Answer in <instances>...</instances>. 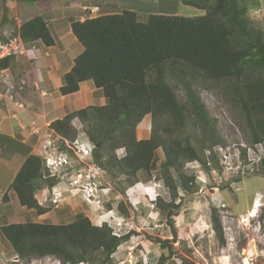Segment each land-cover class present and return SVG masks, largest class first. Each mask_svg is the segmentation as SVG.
Masks as SVG:
<instances>
[{
    "label": "trees",
    "instance_id": "obj_1",
    "mask_svg": "<svg viewBox=\"0 0 264 264\" xmlns=\"http://www.w3.org/2000/svg\"><path fill=\"white\" fill-rule=\"evenodd\" d=\"M182 2L206 12L193 17L150 14L146 21H141L136 11L125 9L73 20L72 32L84 49L64 74L59 91L61 95L71 94L80 89L81 82L93 80L107 102L77 109L50 124L63 139L73 140L77 132L72 120L80 119L94 143L96 163L115 177H125L129 186L140 181L139 172L148 178L153 176L158 166L156 152L162 148L165 157L156 178L164 181L171 198L165 201L159 195L152 201L166 215L172 240L178 238L174 219L180 209V202L176 203L178 189L194 192L196 178L185 173V163L199 160L206 166L201 152L206 144L211 149L219 145V139L214 119L200 96L190 85L188 104L181 103L166 78L167 71L214 81L240 111L251 141L264 142V28L252 23L251 8L243 0ZM17 34L25 42L40 40L46 46L55 45L42 16L23 22ZM12 59L14 56L2 58L0 69L10 66ZM148 114L153 118H170L166 135L155 129L149 138H137V126ZM188 124L200 131L201 149L192 143L190 135L184 136ZM106 148L111 153L104 159L102 150ZM118 149H124L122 157L116 154ZM14 155L23 157L10 185L20 205L33 209L37 215L49 212L50 208L38 201L36 193L52 189L58 177L46 174L44 158L33 153L29 144L0 132V157ZM138 190L145 191L144 185ZM6 198L5 194L3 199ZM119 208L124 210L122 203ZM212 223L220 243L226 245L215 207ZM0 234L17 256L12 264L46 256H55L64 264H110L118 247L130 237L114 235L107 224L94 225L83 213L76 214L69 223H8L0 226ZM171 242L161 240L170 254ZM163 260L162 257L160 264H166ZM187 260L184 258L183 262Z\"/></svg>",
    "mask_w": 264,
    "mask_h": 264
},
{
    "label": "rangeland",
    "instance_id": "obj_2",
    "mask_svg": "<svg viewBox=\"0 0 264 264\" xmlns=\"http://www.w3.org/2000/svg\"><path fill=\"white\" fill-rule=\"evenodd\" d=\"M35 1L30 0V5L32 6ZM104 1L87 0L85 3L88 6L91 4L102 5ZM243 1L251 8L249 18L252 23L264 28V0ZM109 2L111 3V9L116 12L125 9L136 11L141 21H146L150 14H177L193 17L203 15L206 12L193 5L186 4L182 0H110ZM72 37H74L77 45L82 48L83 45L75 38L74 34H72ZM166 78L181 103L188 104V86L190 85L192 90L200 96L209 114L214 119L219 145L236 146L252 143L251 133L240 111L217 87L214 81L198 75H178V73L169 70ZM2 79L0 77V90L6 94L8 85ZM15 81L17 80L15 79ZM8 94L11 95L10 92ZM34 95L38 96L36 92H34ZM94 102L98 105L99 99L95 98ZM68 107L75 108V105H69L68 103ZM75 119L73 120L75 121ZM0 124L1 131L8 129L7 131L12 132L17 129L14 118L4 120L0 117ZM72 125L77 135L73 140L67 139L71 146V149H68L70 151L68 154L70 164L64 170L63 168L57 169L60 176L57 178L58 183L52 189L38 190L36 193L38 201L43 206L49 207L50 211L42 215H36V212H28L29 209L21 206L18 199L15 198L11 203L0 208V214H5V217L1 219L2 221L12 216L13 219H9L13 220L12 223L48 222L59 224L72 222L75 220L76 214L83 213L90 218L94 225L107 224L111 227L110 225L115 226L113 216H125V224L133 230L130 237L118 247L110 264H160L162 257L166 264H245L247 257H249L250 264H264V165L260 166L256 175L246 176L240 181L237 180L236 183H226L222 177L218 178L213 175L207 164L205 166L201 161L186 162L184 166L185 173L195 175L196 178L193 185L194 192L187 193L181 188L178 189L176 203L180 202V209L178 210L179 214L174 217L178 238L172 240V231L168 225L166 215L155 202H151L153 195L156 196V194H160L165 201H169L171 198L170 191L164 181L156 178L157 169L160 168V164L165 157L164 150L159 148L156 152L158 166L153 171V176L148 178L145 173L139 172L140 181L129 186L125 177H115L99 166L95 161L93 152L84 160L86 162H80L75 158L76 156L73 157L74 150L72 149L78 150L74 142L82 134L80 127L82 126V129H85V124L81 121V125H78V123L74 124L72 121ZM170 126V118L166 116L153 118L151 114H148L137 126L136 136L138 139L149 138L155 129L166 135L168 133L167 127ZM43 133L47 136L53 134L49 128ZM187 135H190L192 143L201 149L203 143L200 131L194 130L191 124H188L186 130H184V136ZM56 146L64 148L62 140H57ZM91 146H94V143ZM65 147L68 148L66 144ZM208 149H211V147L206 144V149L203 153L201 152V156L206 161ZM118 150L116 154L122 157L125 152L123 151L120 154ZM33 152L44 158L46 174L49 175L51 170L48 169L49 167L46 164L45 156L47 154L43 146L33 149ZM49 152L56 159L60 156L58 152H52L51 149L48 150ZM102 152L104 159H107L111 153L110 149L107 148L103 149ZM17 158L16 162L11 164V169L3 178L2 183H0V191L7 187L12 171L14 172L23 160V157L19 155ZM194 163L198 164L199 167H188L189 164ZM79 168L84 176L85 174H95L97 180L105 187L99 201L89 200L86 191L81 186L84 182V180L80 181L82 176L77 179V182H74L73 176L77 175L76 172ZM201 176H203V179H198ZM155 181H158V184L162 182L161 187L157 188L156 194L154 190ZM140 183L144 185V189L152 187L153 192H148V196H144L146 192L135 187L137 192L131 198L128 197V189ZM60 184L63 185V188L62 186L60 188ZM57 188H59V194L56 192ZM257 194L260 197L258 203L261 204L258 205L259 210L257 209L256 216L251 217L249 222H243L244 216L249 218L248 213L254 207ZM139 197L142 201L137 204L140 200ZM97 202H99V207H97ZM121 203L124 210L119 208ZM213 207L217 208L223 225L226 238V245L224 246L220 243L213 229ZM109 212L113 215L109 216L107 220L100 219ZM164 239L172 241V254H170V249L167 246L162 245L161 240ZM14 256L13 248L0 234V264H12V261L18 260ZM184 258L188 260L183 262ZM18 264L64 263L55 256H46L32 259L29 263L20 260Z\"/></svg>",
    "mask_w": 264,
    "mask_h": 264
},
{
    "label": "crops",
    "instance_id": "obj_3",
    "mask_svg": "<svg viewBox=\"0 0 264 264\" xmlns=\"http://www.w3.org/2000/svg\"><path fill=\"white\" fill-rule=\"evenodd\" d=\"M29 1L0 0V41H5L15 33L17 34L23 22L36 16H42L47 22L55 45L46 46L40 40L25 42L29 49V55L14 57L10 66L2 69L5 74H11L17 80V89L12 92V97L8 94L9 92L4 94V91L0 90V117L4 120L14 118L17 128L12 132L7 131L8 129L1 132L20 138L32 147L33 152V149L39 146H43L45 150L46 141L50 136L43 132L48 128L51 129L49 126L52 121L63 118L77 109L97 105L94 102L95 98L99 99L98 105L106 104V97L95 86L93 80L81 82L80 89L71 94L61 95L59 89L63 85L64 74L72 68L74 59L84 49V47L81 48L77 45L74 37H72V21L85 20L116 11L111 9L110 0H105L102 5H89L100 7L99 12L101 13L93 14L83 9L84 6H88L85 3L87 0H36L32 6ZM81 10L82 12H80ZM0 77L2 79L3 75L0 74ZM34 92L37 93V97ZM19 103H22L23 107H20ZM68 103L75 105V108H69ZM51 132L56 134L52 129ZM60 151L55 152L60 154ZM17 157L18 155L9 158L0 157V183L10 171L11 164L18 159ZM21 164L17 166L14 172L12 171L7 187L0 191V208L11 203L15 198L18 199L10 185ZM73 178L77 180L79 177L76 175ZM61 186L63 188L62 184H60V188ZM5 194L7 198L3 199ZM28 212L33 213L35 211L29 209ZM3 217L5 214H0V226L12 223L13 220H9L13 219L12 216L7 217L5 221L1 220ZM14 257H17L16 254Z\"/></svg>",
    "mask_w": 264,
    "mask_h": 264
},
{
    "label": "built area",
    "instance_id": "obj_4",
    "mask_svg": "<svg viewBox=\"0 0 264 264\" xmlns=\"http://www.w3.org/2000/svg\"><path fill=\"white\" fill-rule=\"evenodd\" d=\"M83 9L85 11H89L92 14L98 13L100 11L99 6H84ZM21 55H29V49L27 48L25 41L22 39V37L19 34L10 36L5 41H0V60L8 56L19 57ZM4 72L5 71L0 69L1 75ZM4 74H3V80L8 85V92L11 93L10 96L12 97V92L17 89L16 87L17 82L15 81V78L11 74H5V76ZM19 106L23 107V104L19 103ZM72 121L74 124L78 123V125L79 124L81 125V120L78 118H76L75 121L74 120ZM82 128L83 127L81 126L80 131H82V134L74 142V145L78 148V150L77 149H72V150H74V156H76V158L80 160V162L81 161L86 162L84 160H86V158L88 157V155H85L87 149L85 150L81 149L80 138L81 136L86 137L87 134L84 132V129ZM0 132H1V128H0ZM35 132H37V130H35ZM57 140H62V142H64L63 143L64 146L66 144L68 148L64 149L62 147L56 146ZM46 142H47L45 146V151L47 154L45 156L46 158L45 160L47 161L46 164L51 170L50 175L58 177L60 176V173H58L56 170L55 174H53V168L56 167L57 169L58 168L62 169L65 165L70 164L68 159V154L70 151L68 149H71V146L69 145L66 139H63L62 137H58L54 133L51 134V136L47 139ZM61 148L62 151H60ZM91 148L93 149L94 146H91ZM49 149H51L52 152L60 151L61 152L60 156H58L57 159L54 158L51 152L48 153ZM49 157L55 159L57 161V165H50L48 163ZM198 161L199 160H194V162H198ZM263 161H264V142H256V143L252 142L250 144H241L236 146L217 145L213 149H208L207 151V166H209L210 171L212 172L213 175H216L218 178L222 177L226 183H231V182L236 183L237 179H243L246 176L255 174L259 170L260 165L262 164ZM78 171L79 172L77 174V177L82 176L80 181L84 180V182L81 184V186L86 191L89 200L93 199L99 201L101 199L100 195H102V193L100 192L101 189H99L98 187L100 182L97 180V177H95V174L93 175L85 174L84 176V174H82V172L80 171V168ZM74 182H77V180H74ZM155 184L158 183H154V186ZM136 186L130 187L128 189L127 191L128 197L131 198L133 194L137 192L136 191L137 189H135ZM88 189H91V191L89 192ZM130 189H135L134 191H132L131 196L129 195ZM103 190L105 189L103 188ZM154 190L156 194L157 188L154 187ZM98 191L100 193H98ZM159 195L160 194H156L155 197ZM139 199L140 200L138 201L137 204H140V202L142 201L140 197ZM257 199L260 200L258 194L255 197L254 203H256ZM151 202L153 203L154 201ZM124 218L126 217L125 216L122 217L118 215L117 219H114L115 226L110 225L113 230V234L118 237L125 236L127 233H130L133 230V228H131L130 226L127 227V229H124V226L126 225V224L124 225L123 223L126 221Z\"/></svg>",
    "mask_w": 264,
    "mask_h": 264
},
{
    "label": "clouds",
    "instance_id": "obj_5",
    "mask_svg": "<svg viewBox=\"0 0 264 264\" xmlns=\"http://www.w3.org/2000/svg\"><path fill=\"white\" fill-rule=\"evenodd\" d=\"M80 140H81V141H80V142H81V144H80L81 149H82V150L87 149V152H85V155H91L92 152L94 151V148H93V149L91 148V144H92V142L90 141V139L88 138V136H86V137L81 136ZM123 151H124L123 149L118 150V152H119L120 154H122ZM48 163H49L50 165H57V161H56L55 159L51 158V157H49V159H48ZM66 166H68V165H65V166L63 167V169H65ZM188 167H199V165L194 163V164H189ZM56 170H57V168L54 167V168H53V174H55ZM198 179H203V176L198 177ZM155 183H158V181H155ZM161 184H162V182H161ZM161 184H156L154 187L159 188V187H161ZM98 187H99V189H101V191H100L101 193L104 191L103 188L105 189V187H103V185H102L101 183L99 184ZM136 187H137V188H143V185H137ZM134 190H135V189H130V190H129V195H130V196H131L132 191H134ZM144 190H145V192H146V193L144 194V196H148V192H149V193H152V192H153V188H152V187L145 188ZM88 191L90 192L91 189H88ZM56 192H57V194H59V188L56 189ZM100 192L98 191V193H100ZM152 198L155 199V198H156L155 195H153ZM85 199H87V197H85ZM133 202L135 203L136 201H133ZM258 202H259V201L257 200V203H258ZM97 207H99V202H97ZM111 215H113V213L109 212L107 215L102 216L100 219H101V220H107L108 217L111 216ZM117 216H118V215H117ZM117 216H113L114 219H117ZM97 223H99V221H97ZM123 223H124V225H125V222H123ZM124 229H127V225L124 226ZM130 233H131V232H130ZM130 233H127V234H130ZM127 234H126V235H127Z\"/></svg>",
    "mask_w": 264,
    "mask_h": 264
},
{
    "label": "bare ground",
    "instance_id": "obj_6",
    "mask_svg": "<svg viewBox=\"0 0 264 264\" xmlns=\"http://www.w3.org/2000/svg\"><path fill=\"white\" fill-rule=\"evenodd\" d=\"M257 200H258V199H257ZM254 204H256V203H254ZM258 205H261V204H260V203H257V205H256V206L254 205L253 209H251V210L249 211V213H248L249 218L246 217V216L243 217V222H249L251 217L256 216V212L259 210ZM257 209H258V210H257ZM245 264H250L249 257H247V258L245 259Z\"/></svg>",
    "mask_w": 264,
    "mask_h": 264
}]
</instances>
